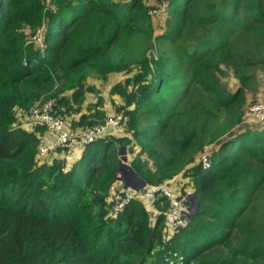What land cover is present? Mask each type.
<instances>
[{
  "label": "trees",
  "instance_id": "trees-1",
  "mask_svg": "<svg viewBox=\"0 0 264 264\" xmlns=\"http://www.w3.org/2000/svg\"><path fill=\"white\" fill-rule=\"evenodd\" d=\"M165 4L153 36L143 0H0V264H264V125L239 129L264 73V0ZM133 68L130 90L109 91L125 101L116 114L129 135L88 144L70 165L37 158L44 130L16 127L15 109L52 98L72 130L100 124L101 100L81 112L97 93L86 80ZM224 70L239 83L232 94ZM123 148L147 185L193 184L197 207L171 237L138 200L110 214ZM202 153L206 169L193 165Z\"/></svg>",
  "mask_w": 264,
  "mask_h": 264
},
{
  "label": "built area",
  "instance_id": "built-area-1",
  "mask_svg": "<svg viewBox=\"0 0 264 264\" xmlns=\"http://www.w3.org/2000/svg\"><path fill=\"white\" fill-rule=\"evenodd\" d=\"M54 105L55 100L51 98L47 101H39L27 109H15L16 127L19 125L29 132L37 127L44 130L37 150V158L40 161H44L49 155L48 152L53 151L54 158L62 160L65 165H70L82 157L88 144L103 137H119L127 127L128 116L114 114L100 124L85 125L72 130L67 119L53 113ZM259 107L253 105L250 109L257 110ZM262 117L264 119V115ZM202 167L208 168L205 158L202 160ZM134 200L142 203L152 222L159 214L163 215L164 231L168 237L187 224L191 212L188 198L182 196L177 179L157 186L146 184L138 191L124 189L123 186L114 187L109 196L110 214L123 211ZM164 204L167 206L166 210L160 211Z\"/></svg>",
  "mask_w": 264,
  "mask_h": 264
},
{
  "label": "rangeland",
  "instance_id": "rangeland-1",
  "mask_svg": "<svg viewBox=\"0 0 264 264\" xmlns=\"http://www.w3.org/2000/svg\"><path fill=\"white\" fill-rule=\"evenodd\" d=\"M118 3H126L130 0H114ZM145 5L148 6L151 10L149 11V16L151 19V23L153 26L154 35L158 36L159 34H162L165 30V19H166V4L165 0H143ZM31 31L28 29H25V35L27 40L29 41H36L37 43H41V37H42V31H39L35 35L31 36ZM138 72L137 68H133L131 72L129 73H111L108 74L105 80L97 79L95 76H91L86 80V87H94V89L97 90L96 94L90 93L88 91L84 94V103L81 108L82 113H87L90 110V107L95 105L99 100L102 101V108L101 110L104 112L105 116H111L116 113H122L117 112V109L125 106V101L123 98L118 96L115 93L110 94L109 91L112 86L116 84L122 85L125 89L130 90V86H125L124 81L125 79L132 78L134 75H136ZM256 79L255 83L253 85V90L248 92L246 94V104L243 108V118L242 123L240 125L241 129L240 131L249 129V130H259L264 125V119H262L264 115V73L262 72H256L255 74ZM220 79L221 86L227 90L228 93L232 94L236 91V89L239 86L238 81L231 75L230 72H226L224 70L223 76ZM67 95V98L71 96L68 92L65 93ZM253 105L260 106L259 109L255 110L252 108ZM93 108V107H92ZM93 113V112H92ZM75 119H78V115H74ZM67 119V118H66ZM69 123V122H68ZM126 135H129V132L124 130L122 133ZM217 149V144L208 146L204 149V154L206 153L209 155L213 150ZM127 151V150H126ZM124 152L123 157L125 156L127 159H131L134 155L129 154V152ZM138 151V150H137ZM48 157L44 160L47 164L54 158L55 153L53 151L48 152ZM145 156H142V158ZM203 158H206V156H203L202 154H199L196 157L194 166L199 164V160H203ZM151 162V161H150ZM131 175V174H130ZM128 174H122L121 177H130L128 180V183L133 184L134 180L133 177ZM177 184L181 189L182 196H186L188 198L189 204L195 205V201L193 202L191 200L190 195H193V184L189 179H185L182 177H177ZM133 181V182H132ZM120 185H123V182H121ZM195 197V196H194ZM196 200V198H195ZM197 203V200H196ZM197 205V204H196ZM261 207H259L257 210L259 213H262V207H264V203L260 204ZM189 221V218L187 219V222Z\"/></svg>",
  "mask_w": 264,
  "mask_h": 264
},
{
  "label": "water",
  "instance_id": "water-1",
  "mask_svg": "<svg viewBox=\"0 0 264 264\" xmlns=\"http://www.w3.org/2000/svg\"><path fill=\"white\" fill-rule=\"evenodd\" d=\"M123 153L125 152V149L123 148L121 150ZM119 169L126 175H130L133 177V180H134V183L131 184V183H128V180L127 179H130V177H121L119 176L118 178V181L119 182H123V187L124 189L126 188H130L134 191H138V190H141L145 185L146 183L144 181H142L136 174L135 172L128 166L127 164V158L124 156L121 157L120 159V162H119ZM133 182V181H132ZM191 197V200L194 202L195 201V205L191 204L190 205V210L191 212H194L196 207H197V203H196V200H195V197L194 195H190Z\"/></svg>",
  "mask_w": 264,
  "mask_h": 264
},
{
  "label": "clouds",
  "instance_id": "clouds-1",
  "mask_svg": "<svg viewBox=\"0 0 264 264\" xmlns=\"http://www.w3.org/2000/svg\"><path fill=\"white\" fill-rule=\"evenodd\" d=\"M64 119H66V118H64ZM57 159V158H56ZM121 186H123V185H121Z\"/></svg>",
  "mask_w": 264,
  "mask_h": 264
}]
</instances>
